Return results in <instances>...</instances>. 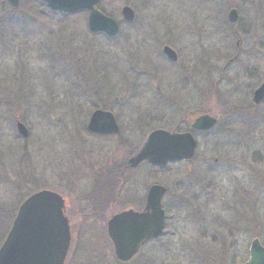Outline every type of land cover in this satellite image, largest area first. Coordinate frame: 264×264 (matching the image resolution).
<instances>
[{
  "label": "rangeland",
  "instance_id": "obj_1",
  "mask_svg": "<svg viewBox=\"0 0 264 264\" xmlns=\"http://www.w3.org/2000/svg\"><path fill=\"white\" fill-rule=\"evenodd\" d=\"M124 6L133 23L121 20ZM100 8L119 23L113 39L91 34L84 13L0 9V232L46 189L65 199V264L245 262L254 239L264 247V100L252 103L264 83V0H101ZM95 109L114 114L118 136L87 132ZM201 114L217 125L194 134L192 159L129 164L151 132L184 131ZM153 184L166 188L165 232L120 263L106 223L140 211Z\"/></svg>",
  "mask_w": 264,
  "mask_h": 264
},
{
  "label": "water",
  "instance_id": "obj_2",
  "mask_svg": "<svg viewBox=\"0 0 264 264\" xmlns=\"http://www.w3.org/2000/svg\"><path fill=\"white\" fill-rule=\"evenodd\" d=\"M16 7L19 0H8ZM49 9L74 13L88 12V30L91 33H104L113 38L119 30L118 23L96 9L98 0H43ZM121 17L125 22L134 19V12L127 6L121 8ZM227 19L234 24L238 19L236 10L228 12ZM164 56L176 61V54L168 47L162 50ZM264 98V84L253 93L252 102L259 104ZM216 119L202 115L191 125L194 131H209ZM16 130L22 138L27 137V129L21 123ZM87 130L101 135L117 134L119 129L110 112L94 111L87 124ZM196 142L190 133L170 134L166 131H154L140 152L129 160L133 167L148 162L154 167H163L168 163L190 159L195 151ZM165 188L152 185L148 189L144 209L141 212L132 209L111 216L106 223L115 258L122 263L130 261L140 248L151 239L158 238L163 229L165 214L161 208V199ZM71 243L70 223L65 212V201L57 193L41 190L28 196L18 207L11 227L0 246V264H64ZM264 264V248L257 240L249 246V256L245 263Z\"/></svg>",
  "mask_w": 264,
  "mask_h": 264
},
{
  "label": "flooded vegetation",
  "instance_id": "obj_3",
  "mask_svg": "<svg viewBox=\"0 0 264 264\" xmlns=\"http://www.w3.org/2000/svg\"><path fill=\"white\" fill-rule=\"evenodd\" d=\"M22 6H32L36 10L47 9V5L42 0H19V2H18L16 7H13L9 3L8 0H0V9L17 10V9L21 8ZM133 22H131V23H133ZM177 60H178V58H177ZM177 60H176V62H173V64L177 63ZM184 124H185V128L184 129H186V130L181 131V132H177V133H174V134H184V133H188V131L191 130V125H192L191 121L185 122ZM93 136H96V135H93ZM99 137L107 138L105 136H99ZM193 138L196 141V138L195 137H193ZM196 148H197V141H196ZM183 162H185V161H179L177 163H171L170 165L181 164ZM144 203H145V199H144V202L142 204L143 206H142L140 211H142V209L144 208Z\"/></svg>",
  "mask_w": 264,
  "mask_h": 264
},
{
  "label": "trees",
  "instance_id": "obj_4",
  "mask_svg": "<svg viewBox=\"0 0 264 264\" xmlns=\"http://www.w3.org/2000/svg\"><path fill=\"white\" fill-rule=\"evenodd\" d=\"M65 18V17H64ZM13 219V218H12ZM11 221V220H10ZM9 226H10V224H9ZM9 226L6 228V229H8L9 228ZM3 236H5L4 234L2 235V232H0V243L2 242V240H3ZM154 242H158V240H156V241H154Z\"/></svg>",
  "mask_w": 264,
  "mask_h": 264
},
{
  "label": "bare ground",
  "instance_id": "obj_5",
  "mask_svg": "<svg viewBox=\"0 0 264 264\" xmlns=\"http://www.w3.org/2000/svg\"><path fill=\"white\" fill-rule=\"evenodd\" d=\"M125 211V210H124ZM164 232H165V229H163V231H162V233H161V235L160 236H162L163 234H164ZM159 236V237H160ZM107 239L109 240V244L111 245V247H112V250H113V246H112V243H111V241H110V239H109V237L107 236Z\"/></svg>",
  "mask_w": 264,
  "mask_h": 264
}]
</instances>
